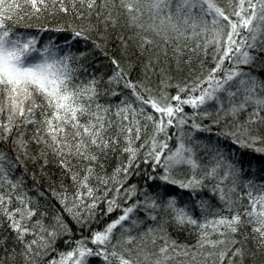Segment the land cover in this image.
Returning <instances> with one entry per match:
<instances>
[{
    "label": "snow or ice",
    "instance_id": "obj_1",
    "mask_svg": "<svg viewBox=\"0 0 264 264\" xmlns=\"http://www.w3.org/2000/svg\"><path fill=\"white\" fill-rule=\"evenodd\" d=\"M0 264H264V0H0Z\"/></svg>",
    "mask_w": 264,
    "mask_h": 264
},
{
    "label": "trees",
    "instance_id": "obj_2",
    "mask_svg": "<svg viewBox=\"0 0 264 264\" xmlns=\"http://www.w3.org/2000/svg\"><path fill=\"white\" fill-rule=\"evenodd\" d=\"M224 0H221V3H223ZM25 23H30L29 21H27V18H25ZM18 30H23V31H27V32H31V33H35L36 30L33 29V28H24V29H21L20 26H17ZM41 38L42 40H46L48 39V34H47V31L45 33H42L41 34ZM115 47V46H113ZM206 63L210 65L211 63V60H210V56L206 58ZM173 144H174V140H173ZM32 165L29 164L28 166V172L31 173L32 172ZM19 171V169H18ZM27 185L30 187L31 184L33 183L31 177H27ZM33 195L35 194L34 192L32 193ZM53 203H55V201H53ZM57 207H59V205H56ZM170 235L172 236L173 239H177L178 241H187L188 243H191L192 242V238L194 237V234H193V237H190L188 235V232L187 231H170ZM58 247L60 249H63V250H67L68 247H70V245H65L63 244L62 241L58 242ZM50 255H55V253H51Z\"/></svg>",
    "mask_w": 264,
    "mask_h": 264
}]
</instances>
